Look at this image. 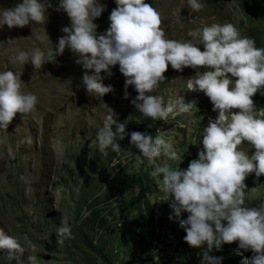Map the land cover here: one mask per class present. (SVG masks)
<instances>
[{"label":"rangeland","instance_id":"1","mask_svg":"<svg viewBox=\"0 0 264 264\" xmlns=\"http://www.w3.org/2000/svg\"><path fill=\"white\" fill-rule=\"evenodd\" d=\"M16 2L18 0H0V7H11ZM51 2L55 5L56 0ZM99 2L104 10L93 21L97 34L107 28V17L115 7L114 0ZM144 2L160 13V26L168 39L183 42L191 39L189 32L203 26L232 23L241 35L257 40L256 46L264 48V0L244 8L241 0H200L203 6L199 11H192L186 0ZM46 11L43 25L0 27V71L21 73V90L32 92L38 98L27 117L22 119L23 114H15L6 129L0 131V229L16 237L26 254L36 257L37 264H106L100 260L99 248L111 264H125L126 259L135 262L138 256L152 255L157 259L156 264H187L183 259H175L178 251L169 243L171 239H166L165 233L169 231L166 227L160 238L157 232L154 235L153 240L159 243L151 244L148 221H141L137 229H132L136 223L130 216L126 218L121 214L125 199L131 194L149 197L158 215L167 199L158 187L159 177L149 175L151 166L146 161L137 163V153L134 146L129 145L128 136L117 141L121 148L117 153L108 149L106 154H100L96 150L95 134L107 108L113 111L118 122L125 124L126 133L141 131L140 115L130 103L136 92L129 86L125 97L124 77L118 66H111L110 76L101 72L102 83L110 84L112 91L95 98L86 94L81 83L82 73L91 70L82 69L67 48L55 57V63H45L40 70H33L30 63L21 66L15 62L17 50L30 51L33 45L42 50H54L58 37L64 35L60 29L69 24L67 15L53 8ZM198 47L203 50L202 45ZM203 70L200 66V71ZM194 74L195 69L190 67L177 72L168 66L163 73L165 82L156 90L165 102L178 95L194 105L189 113L170 121L156 120V134H149L162 135L181 155L180 160L166 161L170 169H184L196 158L201 147V129L210 117L216 116L202 92L186 89V79ZM251 99L255 105L264 107V97L254 94ZM112 127L114 131V125ZM26 136L31 137L32 143H19ZM240 147L248 150V154L254 151L246 142ZM244 183L246 203L254 206L264 198V175L249 174ZM147 184H154L153 193L147 190ZM61 214L68 218L72 238L58 244L55 232ZM120 218L125 225L116 228ZM128 226L132 227L129 231ZM233 243L235 241L230 243L229 255L234 256L226 264H239L242 258L252 255L241 249L235 251ZM183 247H188L186 242Z\"/></svg>","mask_w":264,"mask_h":264},{"label":"clouds","instance_id":"2","mask_svg":"<svg viewBox=\"0 0 264 264\" xmlns=\"http://www.w3.org/2000/svg\"><path fill=\"white\" fill-rule=\"evenodd\" d=\"M186 2L192 11L203 6L200 0ZM114 4L101 34L94 31L97 25L93 22L104 10L99 0H56L55 5L51 0H18L11 7H0V27L43 25L48 8L62 10L69 24L60 29L64 35L58 37L55 49L33 45L30 51L17 50L15 62L21 66L30 63L33 70H40L45 63H55V57L67 48L82 69L91 70L82 73L81 83L86 94L95 98L112 91L110 84L102 83L101 72L110 76L111 66L117 65L124 77L125 97L131 86L136 95L130 103L141 118L151 121L167 122L190 112L194 106L191 101L176 95L165 102L156 90L165 82L163 73L168 66L177 72L184 67L195 69L186 79V89L202 92L216 116L202 127L201 147L186 168L168 167L166 161L181 159L171 141L147 132L126 133L125 124L115 119L110 108L96 131V150L117 153L121 151L117 141L128 136L129 145L138 152L137 163L146 161L151 166L149 175L159 177L158 187L174 214H187L178 221L185 233L182 239L193 247L201 264H224L218 251L233 241L238 249L252 253L239 264H264V198L250 206L244 183L249 174L264 175V107L251 99L254 94L264 95V48L241 35L232 23L203 26L189 32L191 39L183 42L168 39L160 26V13L152 5L144 0H114ZM20 74L0 71V131L15 114H23L24 119L38 103L34 93L21 90ZM245 142L254 149L251 154L240 147ZM19 143L30 145L32 139L26 136ZM55 236L58 244L72 238L71 225L63 214ZM0 264L37 261L34 255L26 254L16 237L0 229Z\"/></svg>","mask_w":264,"mask_h":264},{"label":"trees","instance_id":"3","mask_svg":"<svg viewBox=\"0 0 264 264\" xmlns=\"http://www.w3.org/2000/svg\"><path fill=\"white\" fill-rule=\"evenodd\" d=\"M242 1V5L243 8L247 7L248 4H259L262 2V0H241ZM255 41V45L257 44ZM259 95V94H258ZM261 98L264 97V95H259ZM139 121V125L141 127V131L142 132H147L148 134L150 133H154L156 134V125L155 121H151L150 119L147 118H141L139 117L138 119ZM134 150L135 147H134ZM136 153L138 155V152L136 150ZM110 160H112L113 158L110 156L109 157ZM152 186H154L153 184H147V190L151 191ZM152 192V191H151ZM130 197L125 199V204H124V209L121 211V214L123 217L126 218H132L133 222L136 223L135 228H132L131 226L126 227V230L129 231L130 227L132 229H137L139 227V224L141 221L147 220L148 221V225H149V232L151 234V244H158V241H154V235H156L157 232V237L160 238L161 237V233L163 232V227H166L167 230H169L168 232L165 233L166 235V239L170 238L171 241L169 243H171L172 245H174V249H177L178 254L176 255L175 259L178 261H183L187 264H194L197 261H200L196 255L195 252L193 251V247L188 246L186 249H184L183 245L185 243V241H183L182 237L184 236V232L183 229H181L179 227V220L185 218V216L187 215L186 213H181L179 217H177L173 210L171 209L168 200L166 199L163 203H162V208H161V213L160 215H158L155 218V210H154V206L153 204L150 202L149 197L141 194V193H136V194H131L129 195ZM90 203V202H88ZM88 205V204H87ZM95 213V212H94ZM172 216L171 219H169V216ZM122 220L121 225L119 227H117V223L115 225L116 228H122L124 227L125 223L124 220L122 218H120ZM161 226V228H158V226ZM173 237L175 238L176 242L174 241ZM234 249L235 251H238V248L236 247V242L233 243ZM99 250L101 251L99 257L100 260H102L103 263H110V260L108 258V256L103 253V249L99 248ZM150 250V248H149ZM148 250V251H149ZM215 250V249H213ZM230 243H225L223 244L222 249H220L218 252L220 255H222L224 257V264H226V261L228 259H230L232 256L234 255H229L230 254ZM240 250V249H239ZM153 252V250H151ZM251 253V251H248ZM149 256V255H148ZM179 256L181 258H179ZM149 261V263L151 261H154V256L152 255L151 257H144L142 256V258L136 257L135 262L132 261H128L127 259L125 260V264H146L144 262ZM147 263V264H149ZM157 261L154 263L151 262V264H156Z\"/></svg>","mask_w":264,"mask_h":264}]
</instances>
